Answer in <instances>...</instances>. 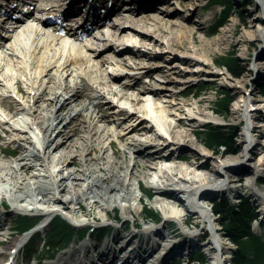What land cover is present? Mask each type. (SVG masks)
I'll list each match as a JSON object with an SVG mask.
<instances>
[{
	"label": "bare ground",
	"instance_id": "obj_1",
	"mask_svg": "<svg viewBox=\"0 0 264 264\" xmlns=\"http://www.w3.org/2000/svg\"><path fill=\"white\" fill-rule=\"evenodd\" d=\"M119 1L83 0L79 4L67 6L65 10L70 15L75 14V10L87 12L85 26L88 27L89 24H99L104 15L115 11ZM135 1L138 2L137 7L125 6L129 10L125 11L126 16L132 18V21L147 19L138 24H128L123 20L113 23L112 28L121 32L118 39L121 36L123 40L117 42L115 32L114 39L106 38L109 41L103 46L88 45L86 47L88 54L109 50L106 58L114 54L120 60L130 58L134 60V64L143 61L146 66L170 68L171 71L159 72L164 75L163 82L166 83L174 82L169 75L178 65L169 64L168 61L172 59L177 60L176 63H181L180 65L184 67L181 68L182 72L199 71L216 74L207 57L211 54L207 44L201 46L203 51L200 53L204 54L203 58H196L195 55L199 50L193 52L186 44L185 34L193 33L194 27L189 23V19L195 12L197 3L187 5L186 10L183 11L167 4L159 8L155 3L157 0ZM0 3L7 9L9 0H0ZM171 3L177 6L182 2L172 0ZM53 7L55 5H51V8ZM154 8L164 10L159 14L158 19L151 18L157 16L159 11L150 10ZM140 9L149 11H144L139 17L132 16L131 10ZM75 17L81 20L80 16ZM161 19H166V23H162ZM167 27L178 28L179 35L168 37ZM104 29L105 27L99 30L104 31ZM14 36L15 44L22 51L14 48L12 44V59L15 66L10 69V61L0 57V61L3 62L0 63V84L6 80L16 82L17 95L22 98L21 100L14 98L11 95L13 93L11 88L5 87L9 95L2 103L13 113L7 116L0 113V144L5 148H2L3 153L0 152V228H2L0 229V264H18L12 261L16 260V254L22 252L25 254L27 244L41 235L42 231H47L53 225L51 223L54 218L60 214L66 216L72 226L83 229L97 228L100 231L93 232L95 234L105 232V237H102L101 244H92L91 240L89 244L65 251L68 244L64 249L65 252L50 264H168L170 252L182 253L183 249L195 250L196 243L190 244L186 239L195 240L198 234L190 233L186 229L174 240H169L162 251L161 247L157 246L156 240L160 238L161 232L151 234L158 223L146 228L147 231L127 230L125 224L128 221H134L136 226L140 219H146L142 208L144 196L148 194L144 190L143 182H146L156 195L153 203L162 212L165 224H168L167 229L171 227V221L186 224L182 215L189 214L192 209L202 214L203 219L198 217L199 220L209 223L203 231L212 229V232H218L212 228V220L214 221L216 217L206 214L209 213V207L215 206L209 195L221 193L226 187L234 188L238 193L246 187L250 197L256 200L264 199L263 194L254 191L250 175H238L235 170H230L232 178L230 177L229 183L232 186L226 183L227 178L224 176L225 171L235 165L247 166V155L252 153L257 157L260 155L255 152L257 145L251 150L255 135L252 134L244 140L245 148H242L240 153L241 162L217 160L214 166L216 175H197L191 167L174 166L175 163L176 165L183 163L179 159L178 161L171 159L176 151L195 149L197 151L189 135L173 129V123L167 115L153 106L155 104L153 97H149L148 100L135 98L138 105L140 103L145 105L135 106L134 110H130L127 108L124 94L116 97L113 96V91L111 93L106 88L109 85L111 88L112 84H124L125 87H133L139 92L147 91L155 97H166L164 87L157 82L147 86L141 84L142 75L149 72L148 70L129 76L128 70L117 68L107 59L104 63L110 64V71L115 68L118 72L116 75H112L109 70L107 74L103 73L102 69L98 68H89L88 71L83 72L78 66L89 63V60L79 52L64 49L69 46L67 43L51 42L45 35L42 36L43 38L39 36L37 38L32 29ZM29 36H33L31 39L36 38L38 42L33 52L36 56L33 62L30 60L32 40ZM133 36L135 39L132 38ZM165 40L168 48L163 49L161 53H156V50H151L147 46V42L163 44ZM120 46L125 47L121 49ZM182 49L186 51L187 56L177 54L175 51ZM62 52L68 56H63ZM42 53H44L42 57H38ZM131 64L126 61L124 65L131 67ZM13 69L15 73L12 72ZM140 69L132 68L129 71L137 72ZM258 69L262 70L261 66H258ZM62 73H65L68 79L62 80L60 78ZM19 74L25 80L20 78ZM123 76L127 78L121 80ZM193 76L198 77L197 74ZM157 78H161L160 74ZM181 82L187 84V81ZM233 86L237 88L236 84ZM248 101H252L250 95L244 98L241 105L247 111L252 109V105L247 104ZM170 106L184 114L179 121L183 125L188 124L187 126H193L192 123L197 122L196 115L203 114L202 110L197 109L194 111L195 115L191 111L188 112L185 105L171 101ZM98 108L111 112L104 118L99 117L95 113ZM157 112L160 113L159 117L155 116ZM115 117L123 123L133 122L131 131L139 137L134 135L129 140V132H126L118 137L122 144L113 140L111 137L114 134H111L108 125ZM240 117L243 118V115ZM198 121L203 124V121ZM246 125L247 131H251V125L249 123ZM261 125L264 126V123H260V127ZM153 132L156 138L162 141L160 146L142 138ZM107 141H110L109 145ZM11 145L16 148L9 150ZM163 149H171V152L164 154ZM196 151L194 153L201 159L209 160L206 153ZM159 155L163 158L169 157L170 160H164L165 162L159 166L156 162ZM9 157L11 160L6 159ZM199 166L207 169L205 163ZM261 166L264 167V159ZM237 181L241 182L236 184ZM169 197H174L177 201ZM5 202L9 203L10 208H6ZM116 209H120V218L124 221L123 229L126 233L117 234V225L109 222L110 219L119 221L115 214ZM259 211L264 212V205H260ZM16 214L33 218L43 217V223L37 222L39 219L32 221L31 224H36L34 225L36 227L31 231L30 238V234L20 232L21 230L18 237H14L13 229L16 228L17 231V225L23 219H14L13 216ZM196 218L197 216H194V219ZM46 235L49 241H53L50 239L51 234L46 233ZM87 235L81 240L91 238ZM143 236L147 237L142 238ZM28 238L29 241L25 242ZM208 239V249L214 252L212 264H227L233 257L230 254L231 247L216 242L213 238L208 237ZM49 241L48 248L53 246ZM157 249L161 251L159 255L153 259L149 258Z\"/></svg>",
	"mask_w": 264,
	"mask_h": 264
},
{
	"label": "rangeland",
	"instance_id": "obj_2",
	"mask_svg": "<svg viewBox=\"0 0 264 264\" xmlns=\"http://www.w3.org/2000/svg\"><path fill=\"white\" fill-rule=\"evenodd\" d=\"M180 2L182 3L179 6L171 5V7H177L179 10L184 11L186 10L187 5L197 3L195 12L190 15L191 19H189V23L194 27L192 28L193 33L189 32L185 34L187 37L186 44L193 52L199 50V53L197 52L198 54H194L196 58H203L202 56L204 54L200 53V51H203L201 46L203 44H207L211 51V54L207 57H209L210 66L216 74H205L199 71L195 73L193 71L190 73H186L185 71L182 72L181 68L184 67L180 65L181 63H176L177 60L172 59L169 60L168 63L178 65L175 67L172 74L169 75V78L171 77L174 82H158L153 81V79H150L151 81H149V83L157 82L161 87H164V91L167 93L166 97H154L153 103L155 104H153V106H155L157 110H162L164 115H167L169 120L173 123V129L179 132L187 133L189 135V139L194 142V145L197 148V151L196 149L176 151L171 159H181L183 163L177 165L175 163L174 166H183L186 168L191 167L195 170V174L197 175H216L214 166L216 165L217 160L227 162L242 161L240 153L242 148H245L244 140L253 134L255 135V141L252 143L253 146L251 145V150L252 147L257 145L255 152L260 153V155L258 157L255 153L247 155V166L243 164L237 166L235 165L232 168L227 169L224 176L227 178L226 182L229 184V181L232 178L230 170H235V173L238 175H250L254 191L264 195V167L261 166L262 160L264 159V126L261 125L260 127V123H264V35L262 36V32H264V0H180ZM118 4L119 9H121L124 5L123 0H120ZM142 11L143 10L140 12ZM130 12L134 13L136 11L131 10ZM166 30L168 37L179 35L178 28L176 27H167ZM119 41L120 39H117V42ZM166 41L167 40H165L163 44L147 42V46L151 50H156V53H161L163 49L167 50L168 48ZM15 42L16 41L12 40L7 45V48L0 50V57L10 61V69L15 66L13 65L15 62L12 59V44L14 45V48L22 52L21 49H19L20 47L17 46ZM98 42V39L95 38V43ZM37 43L36 38L31 41L32 53H30V60L32 62L35 61L36 56L33 52L35 51ZM74 51L83 53L82 50ZM175 51L177 54L187 56L186 51L183 49ZM108 52L109 50H102L97 53L85 55L86 59L89 60V63L79 65L78 69L86 72L89 68H98L102 69V72L107 74V71L110 69V64H105L104 61L109 59L106 58ZM43 54L44 53L39 54L38 57H42ZM189 54L191 55V53ZM20 56H22L21 53ZM15 61L17 60L15 59ZM0 63L3 62L0 61ZM117 66L128 71L132 70V68L128 65ZM258 66H261L262 70H259ZM169 69L170 68H159L158 71H171ZM12 72L15 73V70L13 69ZM194 74H197L198 77H194ZM20 78L25 80V78L21 75ZM60 78H62V80L66 78L68 79L65 73H62ZM161 78L164 80L165 77ZM182 80L187 81V84H182ZM143 81H141V84L144 83ZM235 84L237 85V88L233 86ZM6 86L11 88L13 91L11 95L14 98L18 100L22 99L20 95H17L18 90L16 82H9L7 80L3 81V83L0 84V113L5 116L13 113L8 106L2 103L3 99L9 95L5 89ZM24 86L27 88V85L24 84ZM106 88L111 93L113 91V96L119 97V95L124 94L127 108L130 110H134L135 106L143 107L145 105L144 103H140V105H138V102L135 101V98L144 99L138 89L136 90L133 87H125L124 84H112L111 88L110 85ZM169 88L172 90H166ZM248 95H250L252 99L250 102V105H252V113H247L245 115V110L241 107V105L244 98L246 99ZM170 101L178 103L182 106L185 105L184 107L188 112L191 111L195 114L194 111L199 109L202 110L203 114H195L197 122L192 123L193 126H187L188 124L183 125L180 123L179 119L184 116V114L177 111L175 108H172L170 106ZM98 109L99 110H96L95 113L99 117L103 118L111 112L110 110ZM112 115L115 116V114ZM240 115H243V118H241ZM155 116L159 117L160 113H155ZM198 120L203 121V124H200ZM248 122L251 123V131H247L245 128L246 123L248 124ZM133 125V122L123 123L119 118L116 119L115 117V119H113L108 125L109 131L111 130V134H114L111 138L119 144L121 143L118 139L119 135L126 132H129V140L134 135L139 137V135L131 131V127ZM216 129L228 134L234 142V145L231 147V153H227L228 151L225 147L218 146L210 141V134ZM1 134L4 133L1 132ZM142 138L148 139L154 144L156 143L155 145L159 144L160 146L162 143L159 138H156L154 132L149 133L147 136ZM109 142L110 141H107V145H109ZM0 146V152H2L4 145L0 144ZM15 148L16 146L14 145L9 146V150ZM198 150L199 152L201 151L206 153L209 160L205 161L197 156L194 152H198ZM163 152L164 154L170 153L171 149H163ZM6 159L11 160L10 157ZM164 160H170V158H163L162 156L160 157V155L156 158V162L159 163V166L165 162ZM203 163H205L207 169H203L199 166ZM71 167L75 168L74 165H71ZM240 182L236 184H239ZM143 185L144 190L148 194L144 196L142 208L146 219H140L136 226L134 225V221H128L127 224H125L127 230L134 229L136 231H147L146 228L155 226V224L158 223L155 228L156 232H159V234L161 232L160 238L158 239V241H160V244L158 245L161 247V251L165 247V244L167 245L169 240H174L178 235H181L185 229L190 233L198 234L195 242L200 243L199 246L195 248L193 253H191V250H187L184 254L186 256H190L189 264H212L214 261V252L208 251V237L215 239L216 242H221L231 247L232 253L230 254H232L233 257L229 259L227 264H237L240 261L241 262L239 264H264V212L261 213L259 211L260 205H264V199L256 200L255 198L250 197V194L247 193L248 191L246 187L241 190V193L234 190L230 193V196L224 194L209 195V197L216 202L214 204H217V202L220 201L225 203V205L229 204L230 206H240L245 204L247 210L243 209V212L247 213L248 210L251 211L247 213L251 214L253 217L250 222L251 234L250 238L245 241L248 243H246L247 245L244 247V249H246L244 252L247 258L241 255L239 258L237 257V254H239L240 248L235 241L231 240L230 237L227 236L225 228L230 223L228 224V221L225 220L224 216L214 214L216 220L212 224V228L216 229L218 232H212V229L209 231H203L205 226H209V223H205L197 218L191 223L186 224L184 222L179 223L171 221L170 226L172 228L168 231V224H165L162 212L158 210L153 203L155 195L152 192V189L146 185V182H143ZM5 204L6 208H10L8 202H5ZM115 214L119 218V221L110 219L109 222L113 225H117V234L126 233V230L123 229L124 221L120 218V209H116ZM13 218H23L25 220L24 221L22 219L24 222L21 221L22 224L19 223L17 225V231H15L16 228L14 230V237H18L20 230V232H26V230L28 232L29 227L32 225L30 223H32L34 219H39L37 220L38 222L42 220L43 217H40V219L16 214ZM57 222H61L63 225L68 226V236L61 240L53 237V232H51L54 230ZM161 222L163 224H161ZM51 224L53 225L48 228L47 231H42L41 235L29 242L26 246L25 254H23V252L16 254V260L12 261L18 264H36L37 261L40 263H48V260L42 261V259H48V257L52 258V256L55 255V251L58 249H61L62 251H60L55 258H58L69 249L79 248L86 243L89 244L91 243V240L92 244H101V239L105 235V232H101V235L98 233L95 234L93 231H100V229L97 230V228H76L71 225L70 220H68L63 214L56 216ZM52 227L53 229H51ZM46 233L49 235L52 234L51 238L54 240L49 241ZM28 234H30V238L32 236L31 232ZM86 235L91 236V238L89 237L90 240L88 237L81 240ZM29 238L25 239V242H28ZM48 241L53 245L51 248L47 247ZM109 241H111V238H109ZM161 242L163 243V246ZM68 244L69 246L67 248ZM65 248L67 249L64 251ZM221 254H223V252L220 253V256H222ZM179 257L180 256L178 255L172 254L168 264H182L179 263ZM242 257L246 259L244 260ZM238 260L240 261L238 262Z\"/></svg>",
	"mask_w": 264,
	"mask_h": 264
},
{
	"label": "trees",
	"instance_id": "obj_3",
	"mask_svg": "<svg viewBox=\"0 0 264 264\" xmlns=\"http://www.w3.org/2000/svg\"><path fill=\"white\" fill-rule=\"evenodd\" d=\"M210 141L214 144H217L218 146L225 147L228 151L227 153H231V147L234 145V142L231 140L228 134H225L223 131L217 129L210 134ZM216 208L217 213L221 216H224L225 220L228 221V224L230 223L228 226H226L225 231L227 236L230 237L231 240L235 241L238 247L240 248L237 257L240 258V255L246 257L244 252V250L246 249H244V247H246V243L248 242L245 241L250 238V222L253 218L251 214L247 213L251 211L248 210L247 213L243 212V209L247 210L245 204L240 206H230L229 204L225 205V203H223L222 201L217 202ZM67 227L68 226L63 225L61 222H57L53 230V237H56L58 239H64L65 237H67ZM246 258L243 259L245 260ZM239 261L240 260H238V262Z\"/></svg>",
	"mask_w": 264,
	"mask_h": 264
}]
</instances>
